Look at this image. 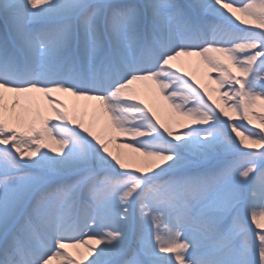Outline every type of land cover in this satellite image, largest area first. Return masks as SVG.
<instances>
[{
    "label": "snow or ice",
    "instance_id": "snow-or-ice-1",
    "mask_svg": "<svg viewBox=\"0 0 264 264\" xmlns=\"http://www.w3.org/2000/svg\"><path fill=\"white\" fill-rule=\"evenodd\" d=\"M0 264H264V0H0Z\"/></svg>",
    "mask_w": 264,
    "mask_h": 264
},
{
    "label": "bare ground",
    "instance_id": "bare-ground-1",
    "mask_svg": "<svg viewBox=\"0 0 264 264\" xmlns=\"http://www.w3.org/2000/svg\"><path fill=\"white\" fill-rule=\"evenodd\" d=\"M190 71L194 75H196L198 79H202V74L205 71V69H204V66L198 61V59L193 58L190 64ZM205 83H210V82L205 81ZM211 87H215V86L211 85ZM214 98H218V96L214 94ZM144 99L148 103H153V98L151 95H145ZM160 103L163 104L164 102L161 101ZM170 111L171 110L161 111L160 114H161L162 119H167ZM177 119H179V117H177ZM248 127H251V126H248ZM121 139H124V138L122 137ZM257 204H259V201L257 202Z\"/></svg>",
    "mask_w": 264,
    "mask_h": 264
}]
</instances>
